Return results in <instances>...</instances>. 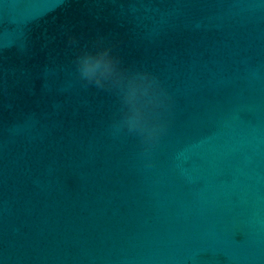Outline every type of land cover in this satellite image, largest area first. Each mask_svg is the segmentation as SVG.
Segmentation results:
<instances>
[{
  "label": "water",
  "instance_id": "water-1",
  "mask_svg": "<svg viewBox=\"0 0 264 264\" xmlns=\"http://www.w3.org/2000/svg\"><path fill=\"white\" fill-rule=\"evenodd\" d=\"M0 264H264V0H0Z\"/></svg>",
  "mask_w": 264,
  "mask_h": 264
}]
</instances>
